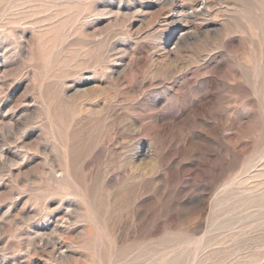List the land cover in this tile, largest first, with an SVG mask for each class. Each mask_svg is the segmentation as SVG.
Here are the masks:
<instances>
[{"label": "rangeland", "instance_id": "obj_1", "mask_svg": "<svg viewBox=\"0 0 264 264\" xmlns=\"http://www.w3.org/2000/svg\"><path fill=\"white\" fill-rule=\"evenodd\" d=\"M0 264H264V0H0Z\"/></svg>", "mask_w": 264, "mask_h": 264}]
</instances>
